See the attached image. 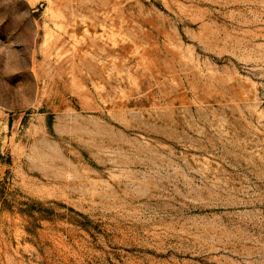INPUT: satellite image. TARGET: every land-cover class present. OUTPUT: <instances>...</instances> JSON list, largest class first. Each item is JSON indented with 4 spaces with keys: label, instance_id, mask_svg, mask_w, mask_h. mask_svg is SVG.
<instances>
[{
    "label": "rangeland",
    "instance_id": "rangeland-1",
    "mask_svg": "<svg viewBox=\"0 0 264 264\" xmlns=\"http://www.w3.org/2000/svg\"><path fill=\"white\" fill-rule=\"evenodd\" d=\"M0 264H264V0H0Z\"/></svg>",
    "mask_w": 264,
    "mask_h": 264
}]
</instances>
